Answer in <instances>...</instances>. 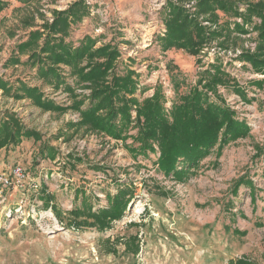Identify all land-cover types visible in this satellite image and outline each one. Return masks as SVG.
<instances>
[{
    "label": "rangeland",
    "instance_id": "rangeland-1",
    "mask_svg": "<svg viewBox=\"0 0 264 264\" xmlns=\"http://www.w3.org/2000/svg\"><path fill=\"white\" fill-rule=\"evenodd\" d=\"M6 1L8 6L0 12V78L39 86L57 104L69 105L67 94L42 86L34 70L4 64L17 41L34 29L25 22L39 25L42 16L51 21L53 10H64L77 0ZM85 2L89 15L72 26L68 40L76 46L90 36L97 46L115 45L121 55L118 71L127 66L134 70L144 97L161 87L166 107L176 98L172 76L182 83L177 96L186 94L218 56L216 48L197 57L181 50L161 52L157 38L164 32L165 0ZM254 37L243 36L219 52L222 67L237 80L245 100L232 90L220 89L219 94L250 126L249 136L228 144L219 156L213 150L181 182L157 171L158 154L133 155L130 138L123 143L82 131L66 132V123L77 121L74 112H43L28 100H14L0 91V112L15 113L25 127L41 135L38 142L23 141L14 149L0 150V177L9 176L14 166L25 172L20 184L0 183V264H227L241 256L264 264V87L248 84L264 77L234 60L242 49L254 51ZM52 151L54 158L46 156ZM239 179L252 183L255 201L246 185L234 194ZM125 183L132 184L134 198L123 219L103 233L64 229L39 200L44 187L67 218L75 191L85 192L97 209L106 205L107 193ZM234 230L244 236L234 235ZM132 239L138 244L137 254L126 251L125 243Z\"/></svg>",
    "mask_w": 264,
    "mask_h": 264
},
{
    "label": "trees",
    "instance_id": "trees-1",
    "mask_svg": "<svg viewBox=\"0 0 264 264\" xmlns=\"http://www.w3.org/2000/svg\"><path fill=\"white\" fill-rule=\"evenodd\" d=\"M7 6L6 0H0V12ZM89 12L85 0H77L64 10H53L51 21L42 16L39 25L25 22L26 27L34 29L24 40L17 41L4 64L34 70L35 79L42 86L66 93L71 101L69 105L57 104L41 87L20 80L13 84L0 78L1 94L14 100H28L31 106L43 112H74L78 115L77 121L66 123V132L82 131L123 143L130 138L133 155L158 154L157 171L177 182L188 178L189 171L213 150L219 156L228 144L249 136L250 126L239 119L219 94L220 89L232 90L245 100L237 80L222 67L219 52H226L232 42L254 33V51L242 49L234 60L251 74L264 77V0H165L161 9L164 32L157 38L161 52L181 50L197 57L207 48H216L218 55L186 94L177 96L182 83L172 76L176 98L170 107L165 105L167 101L161 87L144 97L138 74L128 66L118 71L121 55L115 45L97 46V41L90 36H84L76 46L68 40L72 26L79 24ZM213 43L216 46L212 47ZM248 84L261 90L264 79H250ZM131 130L136 131L132 136L129 135ZM60 132L62 136L63 130ZM40 139L41 135L25 127L15 113L0 112V150L7 151L23 141ZM42 154L40 151L39 155L44 158ZM46 156L54 158L53 151ZM240 185L249 188L251 201H255V190L248 180L239 179L234 194ZM133 192L132 184L117 185L115 193L106 194V205L94 209L91 197L83 191H75V205L66 214L67 218L53 199L45 195L44 187L39 200L43 209L50 210L64 229H93L103 233L123 219L134 198ZM233 234L244 236L238 230ZM125 248L132 254L139 251L134 239L125 243ZM227 264L257 263L241 256L228 260Z\"/></svg>",
    "mask_w": 264,
    "mask_h": 264
},
{
    "label": "built area",
    "instance_id": "built-area-1",
    "mask_svg": "<svg viewBox=\"0 0 264 264\" xmlns=\"http://www.w3.org/2000/svg\"><path fill=\"white\" fill-rule=\"evenodd\" d=\"M25 179V172L20 166H14L11 171L10 175L7 177H0V183H5L6 185L11 184H20Z\"/></svg>",
    "mask_w": 264,
    "mask_h": 264
},
{
    "label": "water",
    "instance_id": "water-1",
    "mask_svg": "<svg viewBox=\"0 0 264 264\" xmlns=\"http://www.w3.org/2000/svg\"><path fill=\"white\" fill-rule=\"evenodd\" d=\"M262 78V77H261Z\"/></svg>",
    "mask_w": 264,
    "mask_h": 264
}]
</instances>
